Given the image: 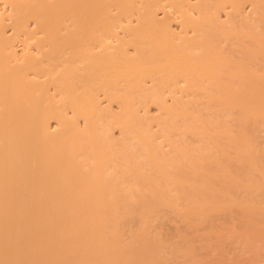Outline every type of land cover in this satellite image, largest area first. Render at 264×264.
Masks as SVG:
<instances>
[{"label": "bare ground", "instance_id": "6f19581e", "mask_svg": "<svg viewBox=\"0 0 264 264\" xmlns=\"http://www.w3.org/2000/svg\"><path fill=\"white\" fill-rule=\"evenodd\" d=\"M1 1L0 264H264V0Z\"/></svg>", "mask_w": 264, "mask_h": 264}, {"label": "rangeland", "instance_id": "374dc122", "mask_svg": "<svg viewBox=\"0 0 264 264\" xmlns=\"http://www.w3.org/2000/svg\"><path fill=\"white\" fill-rule=\"evenodd\" d=\"M1 5H4V4H3V1L0 2V15H4V14H2V13H4V11L7 12V13H8V11H9V13L11 12V10H9L10 7L7 6V11H6V9H4V8L6 7V5H4V6H1ZM2 7H3V8H2ZM3 9H4V10H3ZM246 11H249V12H250V8H249L248 10L246 9ZM9 13H8V14H9ZM5 14H6V13H5ZM8 14H7V15H8ZM8 23H9V22H8ZM8 28H9V27H8ZM32 28H33V26H32ZM9 30H10V28L7 30V32H9V34L11 35L12 30H10V31H9ZM12 33H13V32H12ZM20 48H21V47H20ZM20 48H18V49H20ZM102 100L104 101V102L101 101L102 103H104L103 106H107L108 103L105 104V103H106V100H105V99H102ZM168 100H170L169 97H168ZM170 103H171V102H170ZM116 104H117V103H116ZM113 106H114V110H116L117 113H118V111H121V110H119V108H118L119 104H118V105H114V104H113ZM113 106L111 107L112 109H113ZM150 106H151V107L149 108V109H150V115H149V116H151V117L155 116V117L160 118L159 116L162 115V111H161V109H158V108H160V107H156L155 105H150ZM120 108H121V106H120ZM114 110H113V111H114ZM141 111H142V110H141ZM145 112H146V111H145ZM148 112H149V110H148ZM140 113H143L144 115L146 114V113H144V112H140ZM153 118H154V117H153ZM82 125H83V124H82ZM116 130H117V131H116ZM116 130L114 131V134H115V132H116L115 135H116V136H117V135L120 136V134H119V130H118V129H116ZM117 137H118V136H117ZM234 246H235V245H234ZM225 248H226V249L228 248V249H227V251H226V254H227V255L225 254V257H226V258H225L224 260L227 259L228 251H229V253H230V251H231V249H230L231 247H225ZM226 249H225V250H226ZM229 249H230V250H229ZM234 250H235V248H233V251H234ZM233 251H231V252H233ZM235 252H236V251H234L233 253H230L231 255L229 254V256H228V258H229L228 260H229V261L227 260L228 262H230V258H231V257L236 258V259H237V258L241 259L242 256H241L240 254H238V253H237V255L235 254L236 257L232 256ZM237 252H239V251H237ZM239 253H240V252H239ZM238 255H239V256H238ZM209 256H210V255H209ZM244 257H245V256H244ZM233 258H231V259H232V260H231L232 262L235 261V260H233ZM237 260H238V259H237ZM248 260H249V259L247 258V263H248ZM242 262H244V261H242ZM244 263H245V262H244Z\"/></svg>", "mask_w": 264, "mask_h": 264}]
</instances>
